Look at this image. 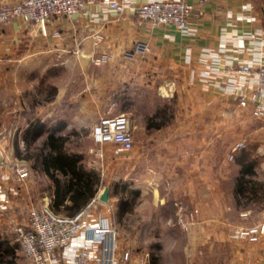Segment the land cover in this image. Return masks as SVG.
Returning a JSON list of instances; mask_svg holds the SVG:
<instances>
[{
    "label": "crops",
    "instance_id": "crops-1",
    "mask_svg": "<svg viewBox=\"0 0 264 264\" xmlns=\"http://www.w3.org/2000/svg\"><path fill=\"white\" fill-rule=\"evenodd\" d=\"M4 1L12 0L0 3ZM142 1L130 0V4ZM188 1L192 7L186 30L169 22L152 24L137 16L130 6L118 13L99 0L86 1L70 15L50 16L45 22V33L39 31L36 23L17 16L2 21L0 90L8 70L14 72L17 65L24 64L26 54L32 53L41 68L45 65L69 69L77 65L82 73L86 70L79 80L82 82L79 99L85 105L82 109L89 111L87 107L92 106L98 115L113 86L115 98L128 85L139 89L137 96L149 88H154L162 101L173 96V113L167 122L149 128L144 125V117L136 127L130 122L131 177L137 181L138 196L160 209L168 206L174 221L175 205L171 200L181 199L197 206L195 219L184 231L191 256L180 264H264V231L255 240L231 235L232 229L240 224L239 219H229V213L241 218L250 208L238 205L240 195L237 197L234 191L238 164L229 163L219 154L216 135L220 129L214 123L219 117H240L241 121L251 116L227 89L241 78L242 87L247 88L252 79L249 74L232 71L233 65L241 61L264 62V0ZM54 28L59 31L57 36L50 34ZM94 32L100 34L95 42ZM32 40L33 46L28 48ZM136 43H145L148 48L135 51ZM98 55L103 59L93 62ZM74 82V77H66L61 86L52 81L56 85L55 95L61 94L62 85ZM68 96L69 100L75 99V91ZM3 116L0 112V117ZM36 117L41 121L51 118L71 122L72 115L47 110L36 113ZM94 121L84 123L90 127ZM4 130L0 122V132ZM59 131L54 129V133ZM37 168L46 175L40 166ZM26 180L20 182L23 190L19 193L26 191ZM98 188L99 183L95 195L101 189ZM38 191V195L37 191L33 194L41 201L46 200L55 211H73L64 207L69 202L67 191L57 205H52L51 180L46 192ZM109 197V190L106 200L96 197L91 209L111 221ZM119 247L129 252L127 264H150L126 245L119 243ZM66 249V245L56 248L60 264H63L61 253Z\"/></svg>",
    "mask_w": 264,
    "mask_h": 264
},
{
    "label": "rangeland",
    "instance_id": "rangeland-1",
    "mask_svg": "<svg viewBox=\"0 0 264 264\" xmlns=\"http://www.w3.org/2000/svg\"><path fill=\"white\" fill-rule=\"evenodd\" d=\"M32 46L33 40L28 48ZM23 60L24 64L20 67L17 65L14 72L9 73L8 70V75L4 77L5 85L4 87L1 85L0 90V112L4 113V116L0 117V122L5 127L4 132H0V191L4 193L3 198L0 199V237L14 244L15 264H29V262L20 249L13 225L25 222L29 205L41 202L37 196L38 190L46 192L50 182L48 176L34 164V157L30 155L39 142V136L24 138L22 124L39 120L36 113L47 110L57 114L72 115L71 122H67L69 119L61 122L58 128L60 134L65 136L63 145L67 150L79 155L78 162L82 167L93 169L99 188L104 184L108 186L110 194L107 201L108 212L116 228L120 245H126L134 254H142L150 264L184 263V258L191 256L187 237L184 236L188 226L184 228L176 220L174 221L168 206L164 205L160 209L158 205H152L147 198L138 196L137 181L131 177L130 149L113 153L109 142L99 144L92 139L91 126L88 127L84 122L94 121L98 112H95L92 106L87 107L89 111L82 109L85 105H82L79 99L82 97L80 92L82 82L79 80H82L80 78L86 70L82 73L77 65L69 69L45 65L41 68L36 65L38 58L32 53L26 54ZM66 77H74V84L62 85L64 88L61 94L56 96V85H52V81L60 85ZM123 90V93L115 98L116 91L114 86L111 87L103 109L110 100L116 99L112 110L124 111L134 127L155 105L165 104L164 116L169 109L173 110V96H170L168 101L167 99L162 101L157 97L154 88L142 89L143 94L140 96L136 95L139 89L132 85L125 86ZM74 91L76 98L69 100L68 94ZM52 97L57 98L50 101ZM50 119H43L45 125L51 124ZM239 119L240 117H219L214 123L220 129L216 135L219 154L229 163L236 162L238 168L240 166L238 160L253 164L252 171L242 176L243 184L246 186L251 184L254 191H250L248 196L240 195L238 201L240 207L246 206L250 210L245 216L239 215L241 218L233 212L228 216L229 219H239L238 224H245L257 217L261 203L264 202V120L255 116H246L241 121ZM237 137H244L245 144L232 150V157L228 158L230 142ZM98 145H101L102 154L96 152ZM16 163L28 167L25 177L30 176L31 180L13 176V165ZM24 180L27 181V189L19 193L23 190L20 188V182ZM34 191H37L36 196L33 194ZM23 194L29 197H23ZM119 195L125 198V207L117 217L114 206Z\"/></svg>",
    "mask_w": 264,
    "mask_h": 264
},
{
    "label": "built area",
    "instance_id": "built-area-1",
    "mask_svg": "<svg viewBox=\"0 0 264 264\" xmlns=\"http://www.w3.org/2000/svg\"><path fill=\"white\" fill-rule=\"evenodd\" d=\"M86 1L90 0L4 1L0 3V22L17 16L25 22L39 23L41 32L45 33V22L50 16L70 15L79 10ZM99 1L118 13L130 6L137 16L152 24L169 22L181 30L188 28L187 15L192 7L188 0H144L134 5L130 4V0ZM50 34L57 36L59 31L54 28ZM93 34L95 42L100 34ZM147 48L145 43H136L133 49L143 52ZM102 59L98 55L93 58V62L98 63ZM231 70L249 74L252 79L247 88L242 87V78L235 80L233 86L227 89L228 92L251 116L264 120V62L251 64L241 61L233 65ZM114 103L113 99L107 103L90 128L92 139L99 144L109 142L113 153L128 150L132 146L130 119L122 110L113 111ZM244 144V137L233 139L227 157L231 158L232 150ZM96 152L102 154L101 145H98ZM12 173L15 178H24L28 167L16 163ZM3 196L4 193L0 191V199ZM96 197L95 194L89 196L71 213L55 211L46 200L31 203L25 222L13 225L20 249L29 264H60L56 248L65 245L67 249H71L61 253L63 264H127L129 252L119 247L115 226L105 215L94 214L91 209ZM174 205L175 220L182 227H187L195 219L197 206L188 205L181 199H175ZM263 231L264 202L261 203L257 217L252 222L234 227L231 235L255 240Z\"/></svg>",
    "mask_w": 264,
    "mask_h": 264
},
{
    "label": "trees",
    "instance_id": "trees-1",
    "mask_svg": "<svg viewBox=\"0 0 264 264\" xmlns=\"http://www.w3.org/2000/svg\"><path fill=\"white\" fill-rule=\"evenodd\" d=\"M164 107V103L155 105L149 113L144 115L146 128L158 127L171 118L172 110L169 109L164 116ZM161 115L163 116L161 117ZM60 124L59 119L47 125L41 120H34L22 128V136L26 139L39 136V142L30 155L34 157V164L40 166L52 182V205H57V202L62 200L63 194L67 191L69 202L64 203V207L68 208V211H74L94 194L97 177L93 169L80 165L78 154L64 147V134L54 133V129L59 128ZM27 143L28 141H26ZM237 162L240 166L234 176V191L236 194L238 193L237 197L239 195L248 196L250 191H254V187L250 186L251 184L244 185L242 175L251 172L253 164L252 162L242 163L241 160ZM247 190L248 192H246ZM171 201L174 205V200ZM124 204L125 198L119 195L115 207L117 217L125 207ZM14 257V244L8 242L6 238L0 237V264H15Z\"/></svg>",
    "mask_w": 264,
    "mask_h": 264
},
{
    "label": "water",
    "instance_id": "water-1",
    "mask_svg": "<svg viewBox=\"0 0 264 264\" xmlns=\"http://www.w3.org/2000/svg\"><path fill=\"white\" fill-rule=\"evenodd\" d=\"M36 25H37L39 31H41V30H40V25H39V23H36ZM107 192H108V186H107L106 184H104V185L101 187V189L97 192V195H96V196H97V198L100 199V200H106V198H107Z\"/></svg>",
    "mask_w": 264,
    "mask_h": 264
}]
</instances>
